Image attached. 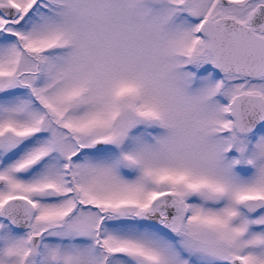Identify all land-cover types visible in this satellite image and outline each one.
Listing matches in <instances>:
<instances>
[{
    "label": "snow or ice",
    "instance_id": "snow-or-ice-1",
    "mask_svg": "<svg viewBox=\"0 0 264 264\" xmlns=\"http://www.w3.org/2000/svg\"><path fill=\"white\" fill-rule=\"evenodd\" d=\"M0 264H264V0H0Z\"/></svg>",
    "mask_w": 264,
    "mask_h": 264
}]
</instances>
